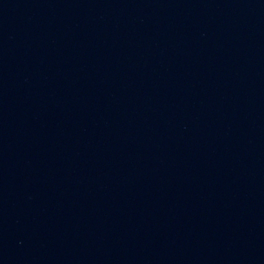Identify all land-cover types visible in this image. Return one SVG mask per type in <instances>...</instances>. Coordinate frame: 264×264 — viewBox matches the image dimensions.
Returning a JSON list of instances; mask_svg holds the SVG:
<instances>
[{"label": "water", "instance_id": "1", "mask_svg": "<svg viewBox=\"0 0 264 264\" xmlns=\"http://www.w3.org/2000/svg\"><path fill=\"white\" fill-rule=\"evenodd\" d=\"M0 264H264V195L150 224L0 233Z\"/></svg>", "mask_w": 264, "mask_h": 264}]
</instances>
